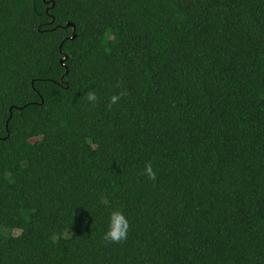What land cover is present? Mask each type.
<instances>
[{"label": "trees", "instance_id": "obj_1", "mask_svg": "<svg viewBox=\"0 0 264 264\" xmlns=\"http://www.w3.org/2000/svg\"><path fill=\"white\" fill-rule=\"evenodd\" d=\"M0 264H264V0H0Z\"/></svg>", "mask_w": 264, "mask_h": 264}, {"label": "clouds", "instance_id": "obj_2", "mask_svg": "<svg viewBox=\"0 0 264 264\" xmlns=\"http://www.w3.org/2000/svg\"><path fill=\"white\" fill-rule=\"evenodd\" d=\"M123 95H126V93L122 92L119 95H112L110 97V104H117ZM97 99L95 92L87 93V100L89 103L95 104ZM142 174L151 180L156 179V171L151 162L145 163ZM129 228V221L123 212L113 209L108 215L103 239L111 243L125 241L128 238Z\"/></svg>", "mask_w": 264, "mask_h": 264}, {"label": "water", "instance_id": "obj_3", "mask_svg": "<svg viewBox=\"0 0 264 264\" xmlns=\"http://www.w3.org/2000/svg\"><path fill=\"white\" fill-rule=\"evenodd\" d=\"M53 5H54V4H52V6H53ZM53 21H54V19L52 18V22H53ZM66 26L72 28L73 35L70 37V39H74L75 36H76V33H75L76 27H75L74 23H72V22H67ZM59 49H60V51L62 52V45L59 46ZM66 58H67L66 56H63V57L60 59V61H61L62 64H63V61L66 60ZM66 73H67V70H66Z\"/></svg>", "mask_w": 264, "mask_h": 264}]
</instances>
